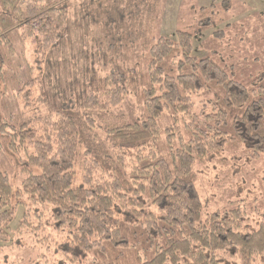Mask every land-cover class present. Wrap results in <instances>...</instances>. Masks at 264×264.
Masks as SVG:
<instances>
[{
  "label": "trees",
  "instance_id": "obj_1",
  "mask_svg": "<svg viewBox=\"0 0 264 264\" xmlns=\"http://www.w3.org/2000/svg\"><path fill=\"white\" fill-rule=\"evenodd\" d=\"M61 1L0 0V41L10 48L7 33L18 32L40 64L70 30L69 6ZM159 2L89 0L85 6L94 7L90 23L101 27L115 57L137 54L144 38V74L117 68L91 79L82 99L8 132L0 127L14 158L10 170L18 168L20 177L12 188V174L0 166V251L23 249L24 241L37 251L54 244L58 264H264V193L250 210L245 197H226L227 188L202 194L195 171L226 151H241L248 161L264 154V72L244 85L212 57L195 55L194 37L218 26L211 18L215 0L198 11L190 30L145 38ZM228 5L220 2L225 11ZM34 81L38 96L27 100L44 104V83ZM132 90L142 118L104 120ZM166 114L170 123L161 127ZM236 155L232 162L240 160Z\"/></svg>",
  "mask_w": 264,
  "mask_h": 264
},
{
  "label": "rangeland",
  "instance_id": "obj_2",
  "mask_svg": "<svg viewBox=\"0 0 264 264\" xmlns=\"http://www.w3.org/2000/svg\"><path fill=\"white\" fill-rule=\"evenodd\" d=\"M88 1H61L69 6L70 30L62 40L50 47L40 64L35 63L33 46L28 41L26 43L22 41L18 32L7 33L10 48L0 41V127L4 125L6 132L23 121L54 112L61 108L66 100L82 99L84 92L89 90L91 79H101L112 70L135 68L140 76L144 74L146 64L139 57L145 55L141 46L144 38L137 42H140V51L137 54L125 55L127 60H123L122 56L115 57L106 49L101 27L90 23L91 10L94 7H89L87 10L85 6ZM212 1L160 0L155 13L156 19L151 21L146 33V28L145 30L142 28L141 31L145 33L147 39L150 37L157 39L159 36L172 38L178 29L190 30L189 27L196 21L198 11L201 8L206 9ZM215 1L214 16L211 18L218 26L214 25L212 29L194 37L192 46L195 55L212 57L226 73L232 75L233 79L249 85L251 79L264 72V0H229L226 11L220 6V2L224 0ZM82 8L85 10L82 13L89 15V21L82 13L78 16ZM219 30L223 31V39H214L212 33ZM38 77L44 83L47 93L44 104L33 101L38 96V90L35 81L31 83L29 81ZM141 81H143L142 77ZM27 82L29 85L26 84ZM137 90L136 92L132 90L119 108L104 115V120L114 122L121 117L125 121L141 119L144 110L140 98L136 96ZM208 97L206 95L203 98ZM27 99L33 100L29 102ZM193 101L196 106H200V97H193ZM169 123L168 114L159 119L161 127ZM7 143V138L0 132V166L11 175L13 170L11 171L10 168L14 166V158L6 150ZM240 152L226 151L212 162L196 165V185L204 195L209 187L212 188L209 191H214L216 196L217 190L221 187L227 188L224 192L226 197L231 194L237 197L233 199L245 197L249 202L248 209L251 210L254 206H260L258 201L252 200L260 198L261 193H264V154L257 161L250 158L248 161L242 159ZM234 154L240 156V160L232 162ZM16 170L18 168H15V172L11 175L12 188H17L20 183ZM21 213L22 211L17 215V221ZM17 221L13 227L16 226ZM22 245L25 248L19 250H15L14 245L12 251L7 247L2 248L0 262L26 264L29 259L37 257L41 264H58L61 260L53 251L54 244L49 248L46 245L41 246L39 251L36 247L34 249V246L32 248L28 242L22 241Z\"/></svg>",
  "mask_w": 264,
  "mask_h": 264
}]
</instances>
